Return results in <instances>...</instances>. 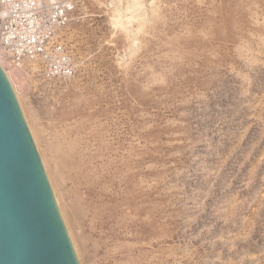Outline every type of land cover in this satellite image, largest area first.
<instances>
[{
	"label": "rangeland",
	"instance_id": "374dc122",
	"mask_svg": "<svg viewBox=\"0 0 264 264\" xmlns=\"http://www.w3.org/2000/svg\"><path fill=\"white\" fill-rule=\"evenodd\" d=\"M63 1L16 84L78 263L264 264V0Z\"/></svg>",
	"mask_w": 264,
	"mask_h": 264
},
{
	"label": "water",
	"instance_id": "95a60500",
	"mask_svg": "<svg viewBox=\"0 0 264 264\" xmlns=\"http://www.w3.org/2000/svg\"><path fill=\"white\" fill-rule=\"evenodd\" d=\"M0 264H79L19 103L1 67Z\"/></svg>",
	"mask_w": 264,
	"mask_h": 264
},
{
	"label": "built area",
	"instance_id": "2783aa9c",
	"mask_svg": "<svg viewBox=\"0 0 264 264\" xmlns=\"http://www.w3.org/2000/svg\"><path fill=\"white\" fill-rule=\"evenodd\" d=\"M63 0H0V62L22 71L36 64L48 78L66 79L73 66L61 35L74 7Z\"/></svg>",
	"mask_w": 264,
	"mask_h": 264
},
{
	"label": "bare ground",
	"instance_id": "6f19581e",
	"mask_svg": "<svg viewBox=\"0 0 264 264\" xmlns=\"http://www.w3.org/2000/svg\"><path fill=\"white\" fill-rule=\"evenodd\" d=\"M141 5V4H140ZM137 8V7H136ZM139 9H141V8H139ZM136 17V16H135ZM137 17H138V15H137ZM31 66V65H30ZM0 67L2 68V70H3V72L5 73V75H6V77H7V79H8V81H9V83H10V85H11V87H12V89H13V92H14V94H15V96H16V98H17V101H18V103H19V106H20V108H21V111H22V114L24 115V118H25V120L27 121V118H26V115H25V113L23 112V108L21 107V105H20V101H19V92H18V85H19V83H18V85L16 84L17 82H20V84L22 83V84H24V85H27V84H25V83H23V82H25V81H23V79H24V77L25 76H27V74L26 73H23L22 71V73H20V71H14V69H12V71L11 70H9V69H7V67L3 64V63H1L0 62ZM32 67V66H31ZM27 68V67H26ZM36 69V67L35 66H33V70H35ZM36 71H37V69H36ZM32 73H34V72H32ZM27 77H29V76H27ZM17 81V82H16ZM22 84H21V86H22ZM20 86V87H21ZM26 87V86H25ZM24 88V87H23ZM22 88V89H23ZM27 90H28V88H27ZM21 94V93H20ZM28 124V123H27ZM31 124V123H30ZM30 124H28V128H29V130H30V132H31V135H32V137H33V140H34V143H35V145L36 146H38L39 147V142H38V137H37V135H36V133H35V131H34V129H33V126L32 125H30ZM40 152H41V150H40ZM39 152V157L41 158V161H42V163H43V168H44V170L46 171V173H47V177H48V179H49V182H50V185H51V188H52V191H53V193H54V199L56 200V203H57V208H59L58 210H59V212H60V216H61V219L63 220V224L65 225V228H66V231H67V234L69 235V238H70V240H71V244H72V246H73V250H74V252H75V255H76V257H77V259H80L81 257H80V251H79V248H78V245H77V243L75 242V238H74V236H73V231H72V229L70 228V225H69V223H68V219H67V216H66V212H65V210H63L64 208L63 207H61L60 206V198L58 197V195L56 194V187H54V185H53V180L52 179H54V178H52V176H53V174H52V176H51V173H50V169H49V166H48V163H47V159H45V157H44V155L42 154V153H40ZM55 165V164H54ZM55 181V180H54ZM96 182V181H95ZM56 184V183H55ZM61 197V196H60ZM116 255V254H115ZM80 263H81V261H80Z\"/></svg>",
	"mask_w": 264,
	"mask_h": 264
}]
</instances>
